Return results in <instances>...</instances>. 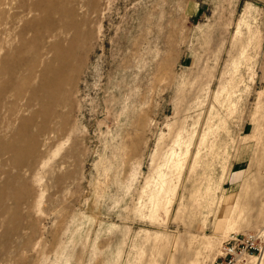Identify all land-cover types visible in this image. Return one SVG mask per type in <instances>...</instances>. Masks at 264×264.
<instances>
[{
    "label": "rangeland",
    "instance_id": "rangeland-1",
    "mask_svg": "<svg viewBox=\"0 0 264 264\" xmlns=\"http://www.w3.org/2000/svg\"><path fill=\"white\" fill-rule=\"evenodd\" d=\"M21 117L45 132L0 158V264H211L233 234L264 264V0H0L5 143Z\"/></svg>",
    "mask_w": 264,
    "mask_h": 264
},
{
    "label": "bare ground",
    "instance_id": "bare-ground-1",
    "mask_svg": "<svg viewBox=\"0 0 264 264\" xmlns=\"http://www.w3.org/2000/svg\"><path fill=\"white\" fill-rule=\"evenodd\" d=\"M68 24L67 22H63L61 21L60 24V29H62L63 31H66L68 29ZM61 30V31H62ZM46 33V31H45ZM43 34L44 31H38L37 33V44L40 46V48H43V41H41V39L43 40ZM47 34H51L49 31H47ZM52 37L55 38L56 40L58 38H60V36H58L56 33L52 34ZM65 50V48H59L56 45H51L49 48V51L52 52L53 54V59L48 62V64H46L45 67H43L41 70V72H43L42 77L46 78L42 81V90L43 89H47V100L49 102H54L55 101V95L53 94L52 91L56 90V89H61L62 87H64V80L61 77L60 71H58V69H63L64 65H65V61L61 56V53ZM25 55H29L28 51H25V53L23 54V56L20 58V65H21V75L19 80L17 81V84L15 85V88L17 90H19L20 94L24 96H28L26 99V104H29L32 101H37L39 102L42 97H43V93H38L36 89L31 88V86H29V82L27 81V78L32 76L31 74L34 72L35 68H28L26 66H24L25 62L24 60L27 59L25 57ZM39 57V56H38ZM38 57L35 55L34 56V60L38 59ZM26 92V93H25ZM38 104V103H37ZM18 112V111H17ZM44 120V122L50 118L51 112L48 111L46 108L42 109V112L40 113ZM31 118H27V117H21L20 118V132L18 133V142H16V144L18 143L19 146H17L15 143H5L1 138H0V158L3 154L5 153H11L12 154V158L9 160V164L11 166L14 167H27L31 160H34L35 158L38 157L39 153V137L44 134L45 130L40 129L39 127L36 128V133L34 134H28L27 133V129L29 128L30 124L32 123V119ZM35 126V124H34ZM1 137V136H0ZM28 147V151L26 150L24 152V149L21 148H25ZM30 147V148H29ZM67 152V150H66ZM4 189V186H2L0 188V195L2 194ZM10 214L9 211H7L6 208L1 207L0 208V216L6 218V216H8ZM5 229L8 233H16L17 232V228L14 229V231H11L12 229L7 226H5ZM226 241V240H225ZM221 255L223 254V251H221ZM256 255H251L249 257L246 258V262L248 264H252V260L253 258H255ZM190 264H197L194 261H191Z\"/></svg>",
    "mask_w": 264,
    "mask_h": 264
},
{
    "label": "built area",
    "instance_id": "built-area-1",
    "mask_svg": "<svg viewBox=\"0 0 264 264\" xmlns=\"http://www.w3.org/2000/svg\"><path fill=\"white\" fill-rule=\"evenodd\" d=\"M250 235H231L223 242V254L212 261L211 264H248L246 258L254 255L258 246L251 241Z\"/></svg>",
    "mask_w": 264,
    "mask_h": 264
}]
</instances>
